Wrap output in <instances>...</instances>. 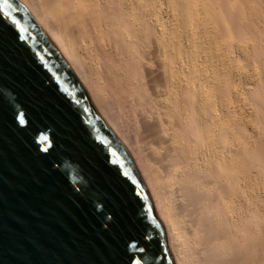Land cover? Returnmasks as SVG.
I'll use <instances>...</instances> for the list:
<instances>
[{
	"label": "bare ground",
	"instance_id": "6f19581e",
	"mask_svg": "<svg viewBox=\"0 0 264 264\" xmlns=\"http://www.w3.org/2000/svg\"><path fill=\"white\" fill-rule=\"evenodd\" d=\"M17 1L127 151L175 264H264V0ZM243 59L263 68L250 130Z\"/></svg>",
	"mask_w": 264,
	"mask_h": 264
},
{
	"label": "water",
	"instance_id": "95a60500",
	"mask_svg": "<svg viewBox=\"0 0 264 264\" xmlns=\"http://www.w3.org/2000/svg\"><path fill=\"white\" fill-rule=\"evenodd\" d=\"M11 2L16 18L28 29L26 42L36 60L27 53L10 57L0 64V76L7 88L18 93L31 121V135L51 129L52 147L48 159L37 158L31 135L17 139L11 114L0 116L5 154L0 164V261L100 264L104 257L98 253L105 240L121 248L128 241L143 242L145 223L138 215L142 203L151 225L147 240L156 250L164 249L156 264H175L164 227L127 151L99 118L46 33L17 0ZM49 77L53 78L50 85ZM57 83L71 90V105L63 92H57ZM112 149L117 151L127 177L108 163L107 153ZM52 161L57 162L59 171L51 166ZM77 170L80 176L75 174ZM81 179L89 185L84 196L79 195L83 191L79 188ZM133 188L139 202L132 195ZM98 202L116 219L111 234L101 229L102 216L93 207H99Z\"/></svg>",
	"mask_w": 264,
	"mask_h": 264
},
{
	"label": "snow or ice",
	"instance_id": "6c2138e0",
	"mask_svg": "<svg viewBox=\"0 0 264 264\" xmlns=\"http://www.w3.org/2000/svg\"><path fill=\"white\" fill-rule=\"evenodd\" d=\"M27 31L28 29L21 23V20L16 18L15 10L13 9L11 0H3V3L0 4V64L4 63L10 57H14L17 54L23 55L24 53H27L33 61L36 60L35 54L28 47L26 42ZM52 79V77H49V85L51 84ZM2 81L3 77L0 76V116H2L4 113L11 114L12 128L14 129V135L17 139L31 135V121L20 102L18 93L7 88ZM56 87L57 92H63L65 94L64 98L71 105L72 102L70 99H68V97L72 95L71 90L69 88L63 87V85L59 83H57ZM77 115H80V113H77ZM81 121L83 122L82 116ZM30 143L31 145L35 146V155L37 158L48 159L50 149L52 147L51 129L37 131L34 135H31ZM103 143L104 142L101 141L102 145ZM3 144L4 129L2 122H0V164L3 163L5 158ZM107 155L108 163L115 164L117 166L118 174L123 177H127L128 173L126 171H122L123 165L122 161H120L118 158L117 151L112 149L107 153ZM59 163L64 164L66 162L60 161ZM51 166L59 171L56 161H52ZM73 167L75 166L73 165ZM75 174L77 176L81 175L79 170H77ZM2 183L3 181L0 179V184ZM88 187V183L84 179H81L79 188L83 189V191H81L79 195H86ZM73 190L76 191V188L74 187ZM132 195L134 198H137L134 188ZM2 199L3 195L0 193V201H2ZM137 201L139 202V198H137ZM93 207L97 208L102 216L100 226L103 233H113L114 227L116 225L115 217L103 211L104 205L102 203H99V207H97V204H94ZM150 210L151 209H149V211ZM138 215L145 223V235L143 242L128 241L121 248L113 241L105 240L103 242L102 249L98 253L104 257L100 264H156V261L164 256L163 248L156 250L153 248L151 241L147 240V231L151 225L147 223L145 205L142 203L139 206ZM0 231H2V228H0ZM133 249H135V251ZM138 255L139 259H137ZM0 264H2V261H0Z\"/></svg>",
	"mask_w": 264,
	"mask_h": 264
},
{
	"label": "rangeland",
	"instance_id": "374dc122",
	"mask_svg": "<svg viewBox=\"0 0 264 264\" xmlns=\"http://www.w3.org/2000/svg\"><path fill=\"white\" fill-rule=\"evenodd\" d=\"M243 60H244V61H242V63H241V65H243V67L241 66V67H242V68H241L242 71H243V68L246 67V64H248L247 62L249 61V60L247 61L246 59H243ZM257 60H258V58H257ZM245 61H246V63H245ZM254 61H255V59H254L253 61H251V60L249 61V62H251V63H250L251 66L255 63ZM243 62H244V63H243ZM256 62H258V61H256ZM256 64H257V63H255V65L253 66V68H256V67H257V68H258V69L256 68L257 71L253 70V69L251 68V66H250V68H251L252 70H251L250 68L247 67V69L244 68V70H246V72L244 71L246 74H244V73L242 72V73H243V75H242V80H245V79H246L245 81L248 80L247 83H246L245 81H242V86H243V87H242V91H244V92H243V96H242V99H243V107L246 108L245 110L243 109V110H244L243 113H245V111H246V114H247V115L244 114V116H243V118H244V122H243V123H244L246 126H247L249 123L251 124V123L255 122V120L257 119V117H259V116L255 117V115L257 114V112H258L257 115H259V111H256V110H255V109L259 110V109L256 107V106H257L256 104L258 103V101H257V100H256L257 102L255 101L256 104H254V103L252 102V101L255 100V98H257L256 96H257V94L259 93V89H260V88L258 87V86H260V83H257V82H260V80H261V79H260L261 77L259 76L261 72H260L259 70H261V68H262V64L260 65V62L258 63V64H259L258 66H257ZM244 65H245V66H244ZM247 66H249V64H248ZM255 66H256V67H255ZM260 66H261V68H260ZM249 69H250V70H249ZM262 69H263V68H262ZM248 70H249V72H247ZM251 71H252V74H253V75L251 74ZM258 71H259L260 73H259ZM254 72H256V73L259 74V75H257V74L255 73V77H254ZM250 74H251L252 76H251ZM249 75H250L252 78H251ZM262 75H263V74H262ZM262 75H261V76H262ZM245 76H248L249 79L246 78ZM256 76H259V78H258V77L256 78ZM244 77H245V78H244ZM253 78H256V79H255V82H256V83H255L254 81H253V83H251V82H252L251 79H253ZM250 80H251V81H250ZM253 80H254V79H253ZM248 82H250L249 84L255 85V87H257V90H258V91L254 92L255 87H254V86L252 87V85H249ZM243 84H244V85H243ZM245 85H246V86H245ZM247 85H248L249 87L251 86L252 89H251V88H248ZM256 85H258V86H256ZM244 86H245V88H244ZM246 87H247V88H246ZM260 87H261V86H260ZM243 88H244V90H243ZM253 88H254V90H253ZM248 89H250V90L248 91ZM246 90H247V92H248V95L250 94V95H249L250 98H249V97H246V98H245V96H246V94H247V93L245 92ZM251 90H252V92H250ZM253 92H254V93H253ZM245 93H246V94H245ZM251 93H253L254 95H255V93H257V94H256V96H254V95H252ZM248 95H247V96H248ZM251 96H252V97H251ZM247 98H248L249 100H251L252 98H254V100L252 99L251 101H249ZM245 99H247V100H245ZM258 100H260V98H259ZM244 101H246L247 104H246ZM247 101H249V102H251L252 104H254L256 108H254V105H252L251 103H249V102H247ZM244 104H246V105H244ZM251 105H252V106H251ZM246 106H247V107H246ZM250 106H251V109H252V107H253V110H255V113H254L253 110H249V109H250ZM248 108H249V109H248ZM247 109H248V111H247ZM251 111H252V112H251ZM251 114H252L253 116H252ZM254 114H255V115H254ZM249 115H250V116H249ZM249 117H252V118H249ZM253 117H254L255 119H253ZM248 119H253V120L251 121V120H248ZM257 120H258V119H257ZM257 120H256V123H258V121L260 120V117H259V120H258V121H257ZM245 121H247V122L245 123ZM250 121H251V122H250ZM259 122H260V121H259ZM247 123H248V124H247ZM250 124H249V127H248L249 130L252 129V126H255V125H250ZM259 124H260V123H259ZM250 126H251V127H250ZM260 184H262V182L259 183V187L261 186ZM262 185H263V184H262Z\"/></svg>",
	"mask_w": 264,
	"mask_h": 264
}]
</instances>
